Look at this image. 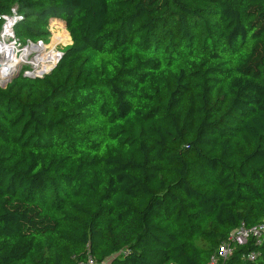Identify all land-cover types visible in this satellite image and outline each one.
<instances>
[{"label":"trees","instance_id":"16d2710c","mask_svg":"<svg viewBox=\"0 0 264 264\" xmlns=\"http://www.w3.org/2000/svg\"><path fill=\"white\" fill-rule=\"evenodd\" d=\"M11 7L17 41L70 42L0 84V264H208L264 220V0Z\"/></svg>","mask_w":264,"mask_h":264},{"label":"built area","instance_id":"2783aa9c","mask_svg":"<svg viewBox=\"0 0 264 264\" xmlns=\"http://www.w3.org/2000/svg\"><path fill=\"white\" fill-rule=\"evenodd\" d=\"M10 10H11V13L9 15L8 14H1L0 15L4 19V21L0 27V32H1V29L4 25V23L6 21L7 22L9 21L10 22V31H11L10 37L12 38V41L14 42V40H16V38L13 35L12 24L14 23V21L16 19H19L21 17V15L15 11L14 7H11ZM30 43L35 44L36 42L32 43L30 41ZM53 50L55 51L54 59L51 61V63L46 68H44L42 70H38V67H36L34 69V67L32 66V64L30 62L31 69L27 70L23 73L26 75L34 76V75H42L43 73L47 72L53 66V64L56 62V60L60 56V50L59 49L56 48ZM263 234H264V220L259 221L250 227H245L241 224V225L231 229L227 238L224 241H222L220 243V245L218 246L217 255H211L210 256V261L208 264H216V260L218 257L224 258L227 255V253L229 252L230 243H236V244L243 243V242H245V240L248 236H253L255 238V242L259 243L263 239L262 238ZM247 256L249 258H252L253 253L250 252L247 254ZM79 264H93V260H92V258H88L85 262H80Z\"/></svg>","mask_w":264,"mask_h":264},{"label":"rangeland","instance_id":"374dc122","mask_svg":"<svg viewBox=\"0 0 264 264\" xmlns=\"http://www.w3.org/2000/svg\"><path fill=\"white\" fill-rule=\"evenodd\" d=\"M50 36H49V41L47 43H42L40 41H36L32 42L35 44H31L29 40L25 41V42H21V41H16L14 40V45H13V55H16L17 57L22 54V51L24 50V48L32 46V50H30L27 55L21 56V60L18 59V64L14 65L15 63L11 62L12 59H10V61H8L5 65H3V68L0 70V73L2 74L4 71L8 72L10 69V71L8 72V75L5 76L3 78V80H0V84H4L6 81H8V79L15 74L16 72L24 69L23 71H27L31 69V64L30 62L34 60L35 55L37 52H39L36 56L35 59H37V57H41L42 55H47V54H52L55 55V51L53 49H59L61 46L67 44L70 42V37L68 35V32L66 31V29L64 28V26L61 23H54L53 21H50ZM64 29V30H63ZM11 34V31H10ZM56 34V35H55ZM35 46H38V49L35 50ZM48 63V62H47ZM14 65V66H13ZM34 65L38 68H44L46 65L44 64H37L36 62L34 63ZM35 67V68H36ZM34 68V69H35ZM42 70V69H41Z\"/></svg>","mask_w":264,"mask_h":264},{"label":"bare ground","instance_id":"6f19581e","mask_svg":"<svg viewBox=\"0 0 264 264\" xmlns=\"http://www.w3.org/2000/svg\"><path fill=\"white\" fill-rule=\"evenodd\" d=\"M13 45H14V42L12 41V38L10 37V22L6 21L0 32V70L3 68V65H5L8 61H10V59H12L11 62L15 63L14 65H17L20 62V61L18 62V59L21 60V56L26 55L33 48L32 46L24 48V50L22 51V54H20L17 57L16 55H13V50H14ZM35 48H36L35 50H37L38 46H35ZM38 53L39 52L36 53L35 58ZM35 58H34L35 61L33 60L31 61V64L34 68L36 67L34 65L35 62L37 64H40V63L43 65L47 64L44 67L46 68L51 63V61L54 59V55L45 54V55H42L41 57H37V59ZM44 68H38V70H41ZM8 72L4 71L2 74L0 73V80H3V78L8 75Z\"/></svg>","mask_w":264,"mask_h":264},{"label":"crops","instance_id":"0c3cea01","mask_svg":"<svg viewBox=\"0 0 264 264\" xmlns=\"http://www.w3.org/2000/svg\"><path fill=\"white\" fill-rule=\"evenodd\" d=\"M64 30V29H63ZM56 35V34H55Z\"/></svg>","mask_w":264,"mask_h":264}]
</instances>
